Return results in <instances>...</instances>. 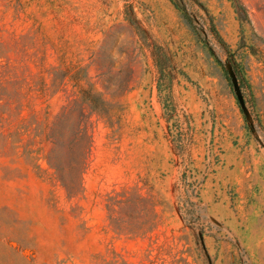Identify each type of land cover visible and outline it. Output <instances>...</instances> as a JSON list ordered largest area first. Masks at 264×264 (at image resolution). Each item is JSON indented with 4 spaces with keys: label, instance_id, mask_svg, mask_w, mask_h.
I'll list each match as a JSON object with an SVG mask.
<instances>
[{
    "label": "rangeland",
    "instance_id": "rangeland-1",
    "mask_svg": "<svg viewBox=\"0 0 264 264\" xmlns=\"http://www.w3.org/2000/svg\"><path fill=\"white\" fill-rule=\"evenodd\" d=\"M259 242L264 0H0V264H264Z\"/></svg>",
    "mask_w": 264,
    "mask_h": 264
},
{
    "label": "crops",
    "instance_id": "crops-1",
    "mask_svg": "<svg viewBox=\"0 0 264 264\" xmlns=\"http://www.w3.org/2000/svg\"><path fill=\"white\" fill-rule=\"evenodd\" d=\"M258 246L263 247V246H264V243L259 242V243H258ZM248 247H249V248H254L253 245H250V244L248 245Z\"/></svg>",
    "mask_w": 264,
    "mask_h": 264
},
{
    "label": "trees",
    "instance_id": "trees-1",
    "mask_svg": "<svg viewBox=\"0 0 264 264\" xmlns=\"http://www.w3.org/2000/svg\"><path fill=\"white\" fill-rule=\"evenodd\" d=\"M141 33H142V31H141Z\"/></svg>",
    "mask_w": 264,
    "mask_h": 264
}]
</instances>
